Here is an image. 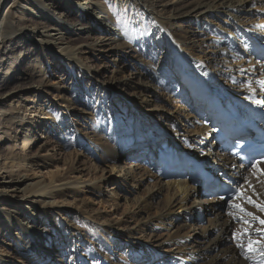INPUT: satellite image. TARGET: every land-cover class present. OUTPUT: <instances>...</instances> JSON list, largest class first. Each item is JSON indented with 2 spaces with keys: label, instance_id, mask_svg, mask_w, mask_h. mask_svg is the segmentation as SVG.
I'll list each match as a JSON object with an SVG mask.
<instances>
[{
  "label": "bare ground",
  "instance_id": "1",
  "mask_svg": "<svg viewBox=\"0 0 264 264\" xmlns=\"http://www.w3.org/2000/svg\"><path fill=\"white\" fill-rule=\"evenodd\" d=\"M11 8L19 9L22 23L11 20ZM116 12L129 16L128 29L116 26ZM194 21L196 30L190 35ZM145 25L153 30L151 36ZM208 27L216 34L212 41L204 39ZM10 37H22L21 42L29 47L25 55L30 57L19 64L25 68L16 89L6 85L18 76H13L12 63H5L6 77L0 80V237L4 232L5 240H0V264L264 262V257L238 246L247 245L248 238L258 239L264 226L241 217L230 205L243 203L261 219L264 212L236 198L220 202L215 193L217 184H228L261 202L264 177L254 175L252 166L238 164L221 148L224 143L213 123V106L203 99L196 102L198 88L187 85L190 82L209 96L228 100L241 117L264 125L260 116L264 112V51L257 50L264 45V0H0V49ZM167 37L174 41H164ZM37 46L43 47L40 54L31 51ZM52 46L58 50L65 76L75 65L97 91V96L94 91L88 96L73 95L78 104L86 100L93 105L89 112H82L87 132L74 126V139L82 142L75 146L62 138L72 119L67 117L68 106L63 107L68 111L65 114L59 111L65 104L61 87L58 82L45 84L49 81L46 71L53 67L46 63V48ZM93 52L98 53L96 60L109 61L105 68L90 66L85 57ZM2 61L0 56V72ZM35 66L40 77L44 73L42 79L35 76L37 89L29 84ZM127 68L128 77L123 74ZM233 74H238V80ZM99 77L104 81L98 82ZM128 87L131 94H127ZM53 88L58 102L43 97ZM180 122L185 129L179 128ZM53 134L61 138L59 146L73 154L56 158ZM144 135L151 137L149 149L143 145ZM168 137L176 144L169 143ZM183 153L205 161L204 169L219 181L210 187L199 184L198 189V184L188 180L192 177ZM120 158L124 159L118 166L122 177H115L114 184L119 185L118 193L126 186L130 194L135 190L130 204L137 210L134 229L112 219L113 214L103 215L89 207L93 203L82 197L87 189L100 197V187L107 181L103 163H112L108 172L113 174ZM257 166L264 171V163ZM157 167H164V174H157ZM90 172L96 184L89 183ZM106 196L110 201L116 197L111 192ZM67 201H72L73 209L65 205ZM55 214L69 222L53 220ZM41 217L47 220L46 235L39 227ZM245 219L251 223H244ZM82 221L92 233L89 238L78 231L71 233L77 230L72 226ZM157 229L164 230V236L153 240ZM145 231L150 243L139 236ZM64 232L71 237L62 239L54 256L58 248L52 240ZM121 254L123 258L117 257Z\"/></svg>",
  "mask_w": 264,
  "mask_h": 264
},
{
  "label": "rangeland",
  "instance_id": "2",
  "mask_svg": "<svg viewBox=\"0 0 264 264\" xmlns=\"http://www.w3.org/2000/svg\"><path fill=\"white\" fill-rule=\"evenodd\" d=\"M110 10H111L112 13H114V11H115L113 7H110ZM9 12L12 14L11 20L13 22H17L18 21L19 9L18 8L17 9L11 8L9 10ZM115 15H116V17H115L114 20L116 22L115 23L116 26L119 27V28L121 27V29H123V30L128 29V22L130 23L129 16L127 14L122 13V12H119V13L116 12ZM254 20H257V17ZM18 22L19 23H22V21H18ZM192 24H191V27L189 29V31H191L190 32V35H192L193 32L196 30L195 29L196 28L195 21ZM209 27L210 28H214L216 26H214V27L209 26ZM209 27H208V31H207V35H206L207 38H204V39L205 40L212 41L213 39H215V35L216 34L213 33L210 30ZM145 30L147 32L146 34H148V35L151 36V33L153 32V30H150L149 29V26H146V25H145ZM138 37H139V35H138ZM14 38L15 37H10L8 40H6L5 41V44L0 49V56H2V59L4 60V62L2 61L3 63H1V70L2 71L0 72V78H1L0 80L3 81V79L6 77L5 76V74H6L5 71L6 70H4V67H6V64L7 63L9 64V62L13 64V66L11 67L12 68V71H13V76H16V74L18 73V76H16L15 78L16 79L17 78L20 79V80L14 79V80H12V83H10L11 81H8L7 82L6 85L9 86V89L10 90L13 89V88L16 89V87H18L21 84V83H17V82H21L22 81V79H23L22 78V72H23V69L25 67L24 66H19V64L22 65L24 59L29 60L28 58L30 57V55H27V56L25 55V53L28 52V51H26V49L29 48L28 47V44L26 42H23V43L21 42L20 39L22 37L20 39H14ZM16 38H18V36ZM200 39H202V36L201 37H197V40H200ZM164 41H167V42L171 41V42H173L174 41V38L167 37ZM209 41H204V42L205 43L206 42L208 43ZM41 48H43V47L42 46H37V47H35V50L32 49L31 51L36 52V54H40L41 53V51H40ZM46 49H47L46 50V52H47L46 53V55H47V57H46L47 58L46 63H48V62L51 63V65L53 67L51 69L49 68V71H46V73H47V80L49 79V81H46L45 84H51V83H54V82H58V85L57 86L59 88L61 87L58 90H59V92H61L60 95H62L64 97L65 104L64 105L62 104V106H60L61 109H59V111L61 113H64L65 114L66 112H68L67 109L70 110L71 112L68 113V116L67 117H68L69 120L72 119V124L69 125L68 126V130L65 131L66 134L64 132V134L62 135L63 137L62 136L61 137L64 138V139L66 138L65 140H66L67 143L74 144L73 146H75V145L81 144L82 142H80V139H77V138L74 139V135L72 134V131L74 129V126H75V128L79 132H84V131L87 132V126H85L86 124H84V122H83V120L85 118H84V114H82V112L83 113L84 112H87V111L89 112L90 111L89 109L92 108L93 105H90V103H92V101L91 102L88 101V103H87L86 100H84L83 102H81V103L78 104L76 102V100L73 99L75 97V96L73 97V95H77V94L80 95V93H81V94H84V95H87L88 96V95H90L94 91V89H93V87L91 88V86H90L91 85V79L89 78V76L86 73H83L82 74L79 71H77V67L75 65L70 67V69L68 71V74L65 76V72L66 71H64L63 70V66L60 65V63L62 61L57 56L58 50L55 48V46H52V47L46 48ZM141 51L138 53L139 55H141L140 54ZM92 54H94V52L87 54L86 57H85V58H88L87 61L89 62V64H91L90 66L97 67V68H105L106 62H109V61H107L106 59L104 60L103 58H100V59L96 60V58H97L96 56H97L98 53H95L94 55H92ZM122 58H124V56H122ZM65 59L67 60L66 57L63 58V60H65ZM81 59H83V58H81ZM42 65L45 68V62H42ZM71 65H73V64H71ZM14 69H15V72H14ZM38 70L39 69L35 66L33 72L30 73L31 78H29L30 79V83L29 84H31V86L34 89H37L36 86L38 84L37 83V80L35 79L36 78L35 76H37L39 79L40 78L42 79L43 78L42 76L44 75V73H41V77H40L39 76L40 73H39ZM43 72H45V71H43ZM34 73H35V75H33ZM123 74L125 76H127V77L130 76L131 72H130L129 68L125 69ZM256 75H257V73H256ZM233 76L236 77L235 80H238V74H233ZM7 79H9V78H7ZM103 81L104 80L102 79V77H99L98 78V82H103ZM3 84H4V82L2 83V85ZM62 87H64V88H62ZM54 89L55 88L48 89L47 91H49V94L46 92V90H43V91L46 92V94H43V97L51 98L53 100L55 98L57 99V97H56L57 95L56 94H58V92L56 91L57 92L56 93L55 92L56 89L55 90ZM94 93L97 96V91H94ZM131 93H132V89L130 87H128L127 88V94H131ZM52 94H54L55 96L52 95ZM56 99H55V101L58 102V99L57 100ZM183 102H184V100H183ZM62 103H64V102H62ZM65 106H68V108L67 109H64L63 107H65ZM160 112H163V111H160ZM79 115H80V117H79ZM58 118H59V116H58ZM82 118H84V119H82ZM178 125H179V128L185 129V127L183 126V123L182 122L178 123ZM163 133H165V135H166V132L165 131ZM65 135H67V136H65ZM52 136H53V138L55 137L54 138V143H53L52 147L55 150V157L56 158L58 157V158L61 159L63 153L69 154L71 152L70 154H73V150L72 151H71V149L65 150L64 148H62L61 146H59L60 145V141L59 140L61 138L59 139L57 136H55V134H53ZM193 136L196 137L195 139L202 138V137H199V135H193ZM144 137H145V140H143L144 141L143 142V145L145 146V148H148L149 149V147H151V144H152L151 141H150V138L151 137L149 135H144ZM167 140H168L169 143L176 144L175 140L172 139V138H169ZM146 142L147 143L150 142V144H147ZM163 142H166V140L163 141ZM179 142H181V140H179ZM12 145L13 144H11V146ZM178 145H180V143ZM54 150H53V152H54ZM78 152L82 153V151H80V150H78ZM97 158L99 160H102L103 159V156L102 155L100 156V155L97 154ZM133 160H135V159H131V161H133ZM125 161L128 163V162H130V159L125 160ZM134 162H137V160H135ZM123 163H124V159L123 158H120L118 160V163H117L116 167L113 170V174H110V171L108 172V170L111 168L112 163H110V164L109 163H103V165H104L103 167L107 170V172L104 173V176H105V178H107V181H103V184L100 187V192H101L100 193V197H98L97 195H92L91 192H90V190H88V189H87V191H84L82 197L84 199H86L87 201H90V202L93 203V206H89V207H91L93 209H97L103 215H105V214H109V215L110 214H113L112 219H116L117 218L118 220L122 221L123 224L128 225L131 229H134L137 226V223L135 224L137 210H135V208L130 207V204H131V201H132L133 196H135V195H133L134 192H135V190H133L134 192L132 191L133 193L130 194V189H128V187L126 186L125 189H124V192L118 193V186L119 185L118 184L117 185L114 184V182L116 181L115 177H118L119 179L122 177L121 176V173L118 172V170L120 168V167L118 168V166H122ZM101 165L102 164L99 163V168H100ZM77 166H78V164H77ZM77 166H75V168L78 169ZM43 173H44V171H43ZM93 174H94V172H90L89 176L87 177V179H91L89 183H91L92 185L93 184H96V182H97V179H95V180L92 181V179L94 178V175ZM119 183L120 184H123L122 182H119ZM140 191H141V189L140 190H137V194ZM108 192H111V193H113V194L116 195V197H114V200L110 201L111 198H109V197L106 196V195H108ZM79 194H81V192L80 193H77L76 195H79ZM80 197L81 196H79L78 198H80ZM58 203H61V202L58 201ZM116 204H117V206H116ZM65 205H67V207H69V209H73L74 208V205H73L72 201H70V204H68V201H67V203H65ZM79 209H80V207H78V210ZM32 214L34 216V213L33 212L30 213V215H32ZM205 214L207 216V213H205ZM203 216H204V218H206L204 214H203ZM53 220H55V221H58V220L60 221L61 220L63 224H66V223L69 222V219H65V218L63 219L62 217H59L56 214L53 215ZM45 224H47V220L44 219V217H41V226H39V227H41L40 229H41L42 233L46 235V226H45ZM26 226L29 228V227H31V224H27ZM72 228L73 229H77L75 231L71 229V233L72 234H75V233H78L79 232L82 235H84L85 238H89L92 235V233L88 229L86 223L83 222V221L80 222L78 226H72ZM0 230H2V229H0ZM145 230H146V228H145ZM76 231H78V232H76ZM149 232H152V231H149ZM164 232H165L164 230H158L157 229L155 231V233H153L155 235V238H153V240H157L159 237L164 236ZM146 233H148V232L145 231L144 234L143 233L141 234L142 236L141 235H139V236L146 243H150V238L147 239L145 237L146 236ZM159 234H161V235L159 236ZM70 237H71L70 235L65 234V232H64V233L61 234V236L56 237V238H54L52 240V244L53 245H57V248H58L57 249V252L55 254H53L54 256H57L58 255L59 248H60L59 246H61L59 244L62 243V239H68ZM0 240L1 241L4 240V232L1 233ZM64 248H65V245L62 246V250H66ZM74 249L77 250L78 253H80V249L73 248V250ZM106 254H108V252ZM117 257L123 258V255L121 254V255H118ZM113 258L115 259L116 256L113 257Z\"/></svg>",
  "mask_w": 264,
  "mask_h": 264
},
{
  "label": "snow or ice",
  "instance_id": "3",
  "mask_svg": "<svg viewBox=\"0 0 264 264\" xmlns=\"http://www.w3.org/2000/svg\"><path fill=\"white\" fill-rule=\"evenodd\" d=\"M260 163H264L261 161H257L253 164V169H254V175H258V177H264V171H262L257 165H259ZM261 183H264V181H261ZM249 188H253V185L251 183L248 184ZM237 200L240 201H244L247 204H251L253 207L257 208L260 212H264V201L261 202H256L252 199L251 196H248L243 189H241L238 193H237ZM233 209L236 210L237 213L240 214L241 217L247 218V217H251L252 220H258L259 224L264 226V219H261L255 215H253V213L247 211L245 209V207L243 206V203H233L232 205H230ZM230 215H234L235 213H229ZM244 223H251L250 220L245 219ZM242 239V237L240 235H237V240L240 241ZM264 228L260 229V237L258 239L253 240L252 238H248L247 240V245L243 244V243H239L238 246H240L241 248H245L247 252L255 254V255H259L264 257ZM262 264H264V262H262Z\"/></svg>",
  "mask_w": 264,
  "mask_h": 264
}]
</instances>
